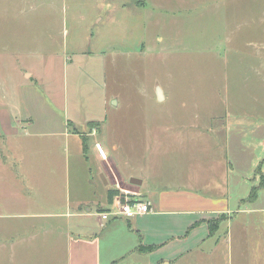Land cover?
<instances>
[{"label":"rangeland","instance_id":"obj_1","mask_svg":"<svg viewBox=\"0 0 264 264\" xmlns=\"http://www.w3.org/2000/svg\"><path fill=\"white\" fill-rule=\"evenodd\" d=\"M49 29L57 37L53 44L43 36ZM49 60L54 67L42 73L43 83L17 86L25 81L24 65ZM67 89V118L74 122L68 130H90V116L103 118L85 153L82 137L66 144L38 126L40 108L48 104L58 115L47 130L64 129L58 98ZM19 102L38 123L34 134L0 137V264H66L61 244L50 249L43 235L53 219L20 214L95 209L106 205L108 190L122 199L116 183L137 192L129 179L143 170L180 181L197 163L201 173H211L222 156L232 164V209H258L233 215V230L247 225V235L256 237L260 229L261 249L250 253L264 264V0H0V107L21 119L28 112L16 110ZM94 139L118 163L121 180L103 183L105 163L91 148ZM161 145L170 151L159 155ZM76 223L67 228L62 218L55 227L74 237ZM122 230V244L119 230L103 233V263L144 264V256L131 251L135 236L127 225ZM221 230L216 236L225 225ZM227 251L216 254V264H228Z\"/></svg>","mask_w":264,"mask_h":264},{"label":"crops","instance_id":"obj_2","mask_svg":"<svg viewBox=\"0 0 264 264\" xmlns=\"http://www.w3.org/2000/svg\"><path fill=\"white\" fill-rule=\"evenodd\" d=\"M43 36L51 44L57 40L53 29H49L47 36ZM54 53V51H51L48 56L53 58ZM74 54L77 53L71 55L73 56ZM59 55L68 56L61 51ZM71 55L68 57L69 61L72 60ZM53 67L54 63L50 60L46 65H38L35 63L24 65L19 73H23L25 81L17 84V86L22 87L32 85L33 83L37 85L43 83L45 77L42 73L46 70L50 73ZM48 88L53 91L50 82H48ZM160 89L163 95V99L160 101H165L167 95L162 88ZM65 92L62 100L61 97L58 98V101H62L61 110L64 117V129L62 131L47 130L52 126V115H58L48 104H42L40 108L43 111L41 112L42 123L38 126H42L46 130L41 131L42 134L63 137L66 144L67 142L69 143L71 137H75L79 142V138L82 137L83 152L85 153L87 149H90L86 142L89 141L90 137L94 138L98 135L103 118L90 116V130H83L81 133L75 131L73 134L67 129L73 121L67 118L69 110L68 89ZM15 104L16 110L17 107H23L27 110L28 114L24 117L21 116L20 119L16 115L13 116V113L7 107L1 105L0 137L6 138L9 136H19L20 134H34L30 129L38 123V120L28 106H22L20 102ZM34 106H36V102H34ZM75 114L76 109L72 111V118L74 120H76L74 117ZM242 127L243 125L240 124L239 128L242 129ZM95 147L100 153L103 162L106 164H103L99 170V172H102L101 178L103 183L109 185L113 181V177L121 180L123 173L120 171L118 163L105 151L106 146L94 139L91 148L94 149ZM157 148L160 149H156L159 150V155L170 151V148L162 145ZM116 149L113 145L112 151ZM174 149L177 151L179 146H176ZM213 163L214 166H211L210 169L211 173L208 171L201 173L200 168L202 167L200 166L202 165L197 163L193 167L192 172L181 176L180 181L170 180L165 182V179L162 178L160 173L153 176V173L144 170L141 175L130 177V182L132 180H138L140 182L135 183L137 184V192L134 191L137 193L135 197L143 200L148 207V212L132 218L119 217L103 220L99 216V213L112 209L116 203V200H114L117 198L116 196L109 203V190L107 191L106 205L99 204L95 209L85 205V207H78L73 211L68 209H65V211L50 210L20 215H29L28 217L36 219H53L52 222L55 225L47 229L48 231L43 230V227L40 229L44 231V236L49 235L48 238L51 241L49 242L48 248H55L57 242L61 244V246L58 245V248L64 250L66 264H105L101 257L102 235L103 233H112L114 230L115 232L119 230L121 237L119 243H124L122 242V237L127 230H122V224L127 225L128 231L135 236L131 251L138 253L140 256H144V264H216L215 256L221 250L224 252L228 250V264H262L259 263L260 259L251 257L250 253H255L261 249L262 245L259 243V239L262 240L261 232H259L260 229L255 228L259 233L256 237L249 236L251 231L247 225L237 226V231L233 230V224L236 219L233 215L239 213L246 214L258 209H239V207L232 209L233 201L229 181V172L230 168L232 169V164L224 156ZM50 164L55 165V163ZM150 167L152 168V165ZM103 175L106 177V181ZM212 176L217 179L214 183L210 181ZM234 200L241 203L246 199L239 198L237 200L234 198ZM0 216L3 215L0 214ZM62 218L65 219L67 228L72 227L73 219L77 220L74 226L77 232L74 233V237H72V232L69 233V229L65 231L61 226L55 227L57 221H61ZM214 220H219V224L217 229L212 230L210 222ZM224 225L226 227L225 232L216 236L219 231H222L221 227L223 228ZM262 229L264 231V216ZM247 232H249L248 235ZM35 235L31 234L28 238L35 239ZM236 243L237 246L235 245ZM111 260L113 261L115 259Z\"/></svg>","mask_w":264,"mask_h":264},{"label":"built area","instance_id":"obj_3","mask_svg":"<svg viewBox=\"0 0 264 264\" xmlns=\"http://www.w3.org/2000/svg\"><path fill=\"white\" fill-rule=\"evenodd\" d=\"M116 187L120 190L121 195L118 196L120 201H116L113 208L99 213V216L103 220H108L112 218H132L136 215L145 214L148 212L147 204L143 200L137 198H132L131 195L137 196V193L128 189L119 188V184L116 183Z\"/></svg>","mask_w":264,"mask_h":264},{"label":"trees","instance_id":"obj_4","mask_svg":"<svg viewBox=\"0 0 264 264\" xmlns=\"http://www.w3.org/2000/svg\"><path fill=\"white\" fill-rule=\"evenodd\" d=\"M263 178H264V176H263ZM262 186L264 187V183L262 184ZM260 188H261V186L252 187L250 194H249V198H253L256 195L257 190ZM117 194H118L117 190H115V189L109 190V192H108L109 203L113 201L114 197L117 196ZM219 220H214V221L210 222L212 230L217 229L218 224H219Z\"/></svg>","mask_w":264,"mask_h":264},{"label":"water","instance_id":"obj_5","mask_svg":"<svg viewBox=\"0 0 264 264\" xmlns=\"http://www.w3.org/2000/svg\"><path fill=\"white\" fill-rule=\"evenodd\" d=\"M156 94H157L158 100H162L163 99V95H162L161 89L159 87H157ZM131 182L140 183L138 180H136V181L132 180Z\"/></svg>","mask_w":264,"mask_h":264}]
</instances>
